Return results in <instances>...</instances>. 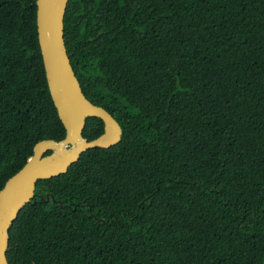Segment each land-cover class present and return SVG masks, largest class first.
Masks as SVG:
<instances>
[{
    "label": "trees",
    "instance_id": "obj_1",
    "mask_svg": "<svg viewBox=\"0 0 264 264\" xmlns=\"http://www.w3.org/2000/svg\"><path fill=\"white\" fill-rule=\"evenodd\" d=\"M36 2L0 0V191L66 137ZM64 38L122 140L37 183L9 264H264V0H69Z\"/></svg>",
    "mask_w": 264,
    "mask_h": 264
},
{
    "label": "water",
    "instance_id": "obj_2",
    "mask_svg": "<svg viewBox=\"0 0 264 264\" xmlns=\"http://www.w3.org/2000/svg\"><path fill=\"white\" fill-rule=\"evenodd\" d=\"M69 0H37L38 40L49 92L66 137L43 140L33 155L0 191V264H9L10 230L20 212L35 196L37 183L66 174L81 156L93 149H110L122 140L117 120L103 107L90 102L72 67L64 38V20ZM97 118L104 133L89 141L83 136L86 121Z\"/></svg>",
    "mask_w": 264,
    "mask_h": 264
},
{
    "label": "rangeland",
    "instance_id": "obj_3",
    "mask_svg": "<svg viewBox=\"0 0 264 264\" xmlns=\"http://www.w3.org/2000/svg\"><path fill=\"white\" fill-rule=\"evenodd\" d=\"M36 214H37V209L36 208H30L28 210V215H30V216H36Z\"/></svg>",
    "mask_w": 264,
    "mask_h": 264
},
{
    "label": "clouds",
    "instance_id": "obj_4",
    "mask_svg": "<svg viewBox=\"0 0 264 264\" xmlns=\"http://www.w3.org/2000/svg\"><path fill=\"white\" fill-rule=\"evenodd\" d=\"M9 244H10V242H9Z\"/></svg>",
    "mask_w": 264,
    "mask_h": 264
},
{
    "label": "flooded vegetation",
    "instance_id": "obj_5",
    "mask_svg": "<svg viewBox=\"0 0 264 264\" xmlns=\"http://www.w3.org/2000/svg\"><path fill=\"white\" fill-rule=\"evenodd\" d=\"M36 192V191H35Z\"/></svg>",
    "mask_w": 264,
    "mask_h": 264
}]
</instances>
